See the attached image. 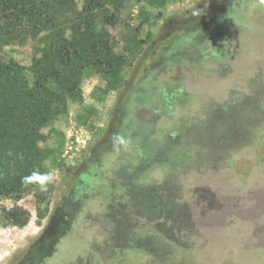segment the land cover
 <instances>
[{"label":"rangeland","instance_id":"1","mask_svg":"<svg viewBox=\"0 0 264 264\" xmlns=\"http://www.w3.org/2000/svg\"><path fill=\"white\" fill-rule=\"evenodd\" d=\"M74 2L75 9L61 11L57 30L65 32L67 42L81 39L91 56L105 47L120 56L124 83L103 94L99 67L91 66L92 59L78 63L77 91L50 104L45 139L39 143L43 172H51L54 181L47 191L31 185L0 196V264L19 256L73 187L81 194L73 227L61 242L70 258L79 253L87 257L88 244L100 248L108 227L110 254H101L95 264H257L260 254L250 242L264 220V0L235 8L212 27L223 0ZM189 29L192 38L175 54L182 59L178 66L157 75L167 50ZM30 30L31 25L0 22V63L16 62L32 82L34 68L47 62L51 30L35 35ZM153 73L158 81L178 79L189 97L156 122L157 133L179 134L184 145L169 159L172 165L183 162V170L157 165L135 178L151 187L171 176L168 182L177 180V193L190 210L188 221L176 204L179 215L159 224L158 235L154 223L139 217L141 203L126 195L127 177L134 175L133 151L113 145L124 98ZM156 92L146 89L145 101ZM163 188L170 199V187ZM15 208L29 214L26 225L14 226L3 218ZM130 236L142 243L130 245ZM157 237L169 241L159 244Z\"/></svg>","mask_w":264,"mask_h":264},{"label":"trees","instance_id":"2","mask_svg":"<svg viewBox=\"0 0 264 264\" xmlns=\"http://www.w3.org/2000/svg\"><path fill=\"white\" fill-rule=\"evenodd\" d=\"M260 1L263 0H223L217 18L210 21V27L222 24L225 16L235 13V8H247ZM87 4L88 0L86 6ZM70 7L76 8L74 0H0V22L5 20L16 22L19 27L31 25V30L28 31L30 35L51 30L47 62L34 68L32 82L16 62L0 63V196L21 192L31 186L22 184V177L34 170L44 171V153L39 143L45 139L42 130L48 123L47 111L50 104H60L65 94L77 91V65L80 61L86 58V63H89L92 59L91 66L99 67L104 86L98 89H101L103 94L118 89L124 83L120 56L107 47L101 54L91 56V53L87 54L81 39L67 42L64 38L65 32L57 30L55 22L61 11ZM81 26L83 27V23ZM57 31L60 34L56 33ZM193 34L194 32L189 29L183 40L176 41L170 46L163 62L157 66V75L159 70L165 71L178 66V61L182 59L175 54L180 52V45L188 43ZM93 49L95 51L96 48ZM214 59L212 61H215ZM153 82L162 83L163 86L156 89ZM145 85L146 87H143ZM146 89H151L152 93L157 90L147 101L146 96H143ZM188 101L189 97L178 79L169 77L158 81V77L156 78L153 73L128 93L117 112L118 126L113 145H127L134 152L130 155L132 161H136L135 168L131 169L134 175L130 176V182H127L129 185L126 195L135 197L141 203L139 217L142 216L146 223H154L157 235L161 233L159 224L179 215V210H174L176 204L184 209V216H187L188 221L190 210L181 201L180 193H177V180L168 182L172 179L171 176L165 177L161 184L151 187L139 185L135 178H140L142 172L146 173L157 165L182 169L183 162L177 160L175 165H172L169 156L172 152H178L184 143L177 133L172 136L167 132L157 133L156 122L157 119L164 118L165 113L171 115L176 106L184 105ZM176 123L180 125L183 122L178 120ZM161 134L164 135L159 138ZM165 185L170 187V199L164 191ZM3 218L11 225L22 227L28 222L29 214L15 208L4 212ZM159 240L157 237V243L162 244L169 241V238ZM144 241L150 245L147 242L148 238ZM130 242V245L142 243L132 236Z\"/></svg>","mask_w":264,"mask_h":264},{"label":"flooded vegetation","instance_id":"3","mask_svg":"<svg viewBox=\"0 0 264 264\" xmlns=\"http://www.w3.org/2000/svg\"><path fill=\"white\" fill-rule=\"evenodd\" d=\"M86 165L80 164L79 166ZM72 171L73 168H71L70 176L75 175ZM67 174L66 171L63 180L67 178ZM127 178L130 179V176ZM75 190L76 187H73L72 190L68 188V192L64 194L62 206L55 213H49L45 224L40 227L36 236L24 245L17 258L9 260L7 264H95L96 258H99L101 254H110L112 246L109 240L112 237V232L108 231V227L105 229L106 236H101L102 239L104 238V242L100 243V248L96 243L88 244L86 247L87 257L82 258L79 253L70 258L66 249L62 247V239L73 227L75 201L77 202L76 199H79L78 195L81 194L80 192L76 195ZM87 223L85 221V224ZM95 225H98V223H95ZM250 245L260 254L257 264H264V220L253 231ZM14 253L12 254L14 255Z\"/></svg>","mask_w":264,"mask_h":264},{"label":"clouds","instance_id":"4","mask_svg":"<svg viewBox=\"0 0 264 264\" xmlns=\"http://www.w3.org/2000/svg\"><path fill=\"white\" fill-rule=\"evenodd\" d=\"M22 158V156L20 157ZM54 181V175L51 172L32 171L29 175L22 177V184L25 186L36 185L40 191H47L48 185Z\"/></svg>","mask_w":264,"mask_h":264}]
</instances>
